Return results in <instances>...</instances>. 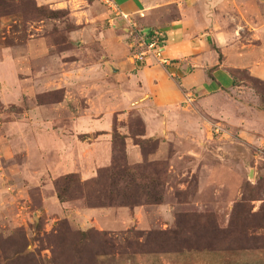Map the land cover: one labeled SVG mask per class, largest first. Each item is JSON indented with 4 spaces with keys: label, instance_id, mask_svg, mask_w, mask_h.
Segmentation results:
<instances>
[{
    "label": "rangeland",
    "instance_id": "obj_1",
    "mask_svg": "<svg viewBox=\"0 0 264 264\" xmlns=\"http://www.w3.org/2000/svg\"><path fill=\"white\" fill-rule=\"evenodd\" d=\"M37 2L0 0V264H130L143 248L137 238L173 236L158 231L176 229L175 219L192 211L214 213L221 235L232 234L233 251L242 245L251 263L264 256V82L235 73L244 85L234 95L231 121L194 114L198 124L179 128L178 135L172 130L162 149L160 138L138 140L139 159L126 158L121 138L111 145L108 135V163L103 144H97L102 137L80 119H101V133L116 128L133 138L143 129L133 108L138 101L128 104L117 95L123 85H95L97 79L80 84L91 80L88 68L96 62L87 57L88 49L97 51L91 35L99 30L121 40L123 31L132 54L138 46L130 27L116 26L103 0ZM184 105L185 112H196ZM115 110L121 120L114 114L106 119ZM70 172L90 182L61 203L54 182ZM129 179L133 184L124 193ZM126 198L162 199L86 212L89 204L117 205ZM95 230L108 231L122 252L103 254L76 233Z\"/></svg>",
    "mask_w": 264,
    "mask_h": 264
},
{
    "label": "crops",
    "instance_id": "obj_2",
    "mask_svg": "<svg viewBox=\"0 0 264 264\" xmlns=\"http://www.w3.org/2000/svg\"><path fill=\"white\" fill-rule=\"evenodd\" d=\"M35 1H38V4L52 2ZM113 2L120 11L138 22L143 33H152L162 39L163 55L170 62L162 66L153 62L150 57H147L145 62L134 61L132 55L139 47L134 49L132 54L130 50L127 51V44L123 45L122 38L126 36L123 31L119 32L121 40L107 38L104 33L99 35V30L91 35V41L96 38L94 41L97 51L88 49L87 57H96V62L92 60L94 64L88 68L87 75L92 73L88 76L91 80L81 82L80 85H92L94 79L99 81L95 85H123L122 89L114 92L128 104L138 101V105H133V108H137L135 112L140 116L143 129L142 135H135V138H160L157 147L162 149L161 143L165 142L164 138H167L172 130L178 135L179 128L193 129L194 124H198L199 120L193 117L194 114H214L231 121L234 114V95L241 91V85H244L235 73L243 71L250 77L264 82V0ZM138 12H142L143 17H139ZM113 22L116 26L125 24L115 14ZM132 41L136 43L137 38L132 36ZM83 42L87 43V39L84 38ZM184 104L194 105L196 112H185L181 107L185 106ZM111 114L117 116V121L122 118L119 116L120 112L115 110L109 111L106 119ZM82 118L80 121L86 123L83 125L95 128L98 137H102L104 143L97 144H103L107 156L105 160L109 163L112 152L110 138L107 136L112 137V134L106 133L107 131L101 133L105 129H98V126L102 125L101 119ZM76 121L80 122L79 119ZM122 134L126 135L127 157L141 158V149L132 136L127 132ZM174 135L172 133L173 137ZM62 167L63 165L56 169ZM231 207L232 201L227 205L226 215L231 212ZM100 209L105 208H86V212L92 211L94 214ZM171 256L173 258L168 260ZM246 256L248 254L243 250L238 253L232 249L184 250L137 254L130 264H264L262 255L260 258L256 257L255 263H251L250 258ZM209 257L212 258L211 261ZM218 257L220 259H217ZM160 258L163 259L162 262Z\"/></svg>",
    "mask_w": 264,
    "mask_h": 264
},
{
    "label": "trees",
    "instance_id": "obj_3",
    "mask_svg": "<svg viewBox=\"0 0 264 264\" xmlns=\"http://www.w3.org/2000/svg\"><path fill=\"white\" fill-rule=\"evenodd\" d=\"M147 35L153 36L152 33H148ZM135 135H138V134H135ZM135 135H133V138H135ZM115 136L121 138V141L123 144L122 153L127 158V154L125 150L126 135L118 132L115 128L112 134V139H114ZM138 140H145V139H140V138L136 139V144H138L139 147H141L140 142ZM112 158H113V149L111 153V160ZM89 182L86 183L82 181L79 175L75 172L67 173L66 175L58 178L56 182H54L55 193H56L55 196L57 200L61 203L68 202L69 199L71 198L67 196L69 192H71L74 188H79V187L82 188L85 185H87ZM131 184H133V180L129 179V183H126L122 188V190H124V193L130 190ZM110 198L116 200L117 194H115V196H112ZM161 199L162 198L155 199V200H152V199L143 200L144 202L140 201L142 202L140 203L137 201L132 202L126 198V200H121L120 203H118L117 205L108 204L107 206H105V203L99 202L98 204H89L88 207L89 208H103V207L134 208L135 206H139L143 204H151V203L159 204L161 202ZM99 201H100V198H99ZM231 213H232V209H231L230 214ZM183 218L184 220H180ZM174 224H175L174 227H176V229H171L172 227H167L165 230L158 231L159 235L161 234L166 235L168 233H173V232L176 233L173 236L167 235L166 239H163L161 236H158V235L153 236L154 239L152 240L151 239L147 240L148 236L146 237L144 241H141L139 238H137L135 242L143 246V248L136 252H138V254H146V253L180 252L184 250L223 251V250H228V249L233 250L234 248L233 235L232 234L228 235L227 233H225V235H221L222 232L217 226V221L214 216V213H210V212L206 213V212H200V211L198 212L192 211L191 213L184 212L180 214L177 219H175ZM142 231L143 230H140L139 232L141 233ZM224 232H227L226 228H224ZM76 233L78 234L80 241L88 242L90 244L93 243L97 247V250H99L103 254H112L115 252L121 253L123 250L121 247V244H119V242L116 241V239H114L113 237L111 238L108 237L109 232L106 230H100V231L95 230V231H92L93 234H89L86 231L85 232L77 231ZM142 233H144V231ZM238 250H243L242 245H240V248Z\"/></svg>",
    "mask_w": 264,
    "mask_h": 264
},
{
    "label": "built area",
    "instance_id": "obj_4",
    "mask_svg": "<svg viewBox=\"0 0 264 264\" xmlns=\"http://www.w3.org/2000/svg\"><path fill=\"white\" fill-rule=\"evenodd\" d=\"M102 1V0H101ZM107 4L112 12L119 16L130 27V35L137 38V46L139 49L132 55L134 61L145 62L147 57H150L156 64L166 66L170 64L167 57L163 55V41L155 36H148L147 33H143L139 28L137 22L133 20L128 14L123 13L118 9L113 0H103ZM139 17H143L142 12H138Z\"/></svg>",
    "mask_w": 264,
    "mask_h": 264
}]
</instances>
